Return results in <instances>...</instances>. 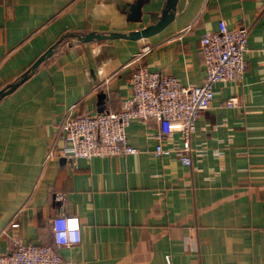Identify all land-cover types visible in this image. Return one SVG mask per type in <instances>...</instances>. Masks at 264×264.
<instances>
[{
  "label": "crops",
  "instance_id": "0c3cea01",
  "mask_svg": "<svg viewBox=\"0 0 264 264\" xmlns=\"http://www.w3.org/2000/svg\"><path fill=\"white\" fill-rule=\"evenodd\" d=\"M130 1L0 0V88L54 44L0 97V252L13 239L51 243L49 220L73 214L79 239L56 251L74 264H167L166 253L169 264H264V0H174L171 18L145 37L76 39L140 28L165 2L144 0L141 20L127 21ZM219 19L247 26L246 64L238 81L213 83L194 121L190 165L152 154L153 119L125 127L135 153L73 165L54 151L65 108L115 110L129 95V61L143 45L147 69L198 84V37ZM233 94L238 104L225 106Z\"/></svg>",
  "mask_w": 264,
  "mask_h": 264
},
{
  "label": "built area",
  "instance_id": "2783aa9c",
  "mask_svg": "<svg viewBox=\"0 0 264 264\" xmlns=\"http://www.w3.org/2000/svg\"><path fill=\"white\" fill-rule=\"evenodd\" d=\"M247 26L238 24L227 27L217 20L215 30H205L198 37V48L204 70L198 84H181L173 75L149 70L142 62L148 50L143 45L131 57L128 77L130 93L120 99L118 108L102 112H73L68 106L62 112L58 129L61 145L54 149L71 164L76 158L91 156L123 155L139 149L125 139V127L132 119H153L156 130L148 137L155 138L151 152L155 156L172 153L182 164L190 165V136L198 112L205 109L212 97V85L216 81H238L245 68L243 53ZM264 82V67L261 70ZM225 106H236L235 94L223 101ZM177 132V139L172 138ZM53 151L49 149L48 154ZM60 192L54 193L59 199ZM74 220L75 227L69 222ZM16 226L17 222L9 223ZM78 219L73 214H58L49 220L51 243L20 242L13 239L8 248L0 252V264H74L62 258L56 251L61 245L78 241ZM144 239V238H142ZM169 264V254H164Z\"/></svg>",
  "mask_w": 264,
  "mask_h": 264
},
{
  "label": "water",
  "instance_id": "95a60500",
  "mask_svg": "<svg viewBox=\"0 0 264 264\" xmlns=\"http://www.w3.org/2000/svg\"><path fill=\"white\" fill-rule=\"evenodd\" d=\"M144 0H131L128 3L125 19L127 21H140V5ZM174 0H165L160 11L149 12L148 19L149 23L143 25L140 28L130 29L127 32L119 31H108V32H95L87 31L76 35V39L79 41H88L91 39L100 40L112 37H125L130 39H136L140 37H145L154 31L162 27L172 16ZM54 44H50L41 54H39L29 66L23 70L17 80L6 83L0 88V97L8 92H10L18 83H20L27 74L46 56H48L52 50Z\"/></svg>",
  "mask_w": 264,
  "mask_h": 264
},
{
  "label": "clouds",
  "instance_id": "9594fccd",
  "mask_svg": "<svg viewBox=\"0 0 264 264\" xmlns=\"http://www.w3.org/2000/svg\"><path fill=\"white\" fill-rule=\"evenodd\" d=\"M73 221H74V220H72V221L69 222V226H70V227H73V226H72V222H73Z\"/></svg>",
  "mask_w": 264,
  "mask_h": 264
},
{
  "label": "snow or ice",
  "instance_id": "6c2138e0",
  "mask_svg": "<svg viewBox=\"0 0 264 264\" xmlns=\"http://www.w3.org/2000/svg\"><path fill=\"white\" fill-rule=\"evenodd\" d=\"M75 224H76V222H75V221H73V222H72V226H73V227H75Z\"/></svg>",
  "mask_w": 264,
  "mask_h": 264
},
{
  "label": "trees",
  "instance_id": "16d2710c",
  "mask_svg": "<svg viewBox=\"0 0 264 264\" xmlns=\"http://www.w3.org/2000/svg\"><path fill=\"white\" fill-rule=\"evenodd\" d=\"M51 232V231H50ZM51 238H52V236H51ZM42 243H44V242H42Z\"/></svg>",
  "mask_w": 264,
  "mask_h": 264
}]
</instances>
